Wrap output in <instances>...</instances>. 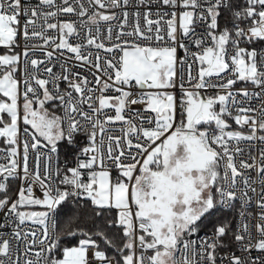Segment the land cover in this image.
<instances>
[{"label": "snow or ice", "instance_id": "1", "mask_svg": "<svg viewBox=\"0 0 264 264\" xmlns=\"http://www.w3.org/2000/svg\"><path fill=\"white\" fill-rule=\"evenodd\" d=\"M0 264H264V0H0Z\"/></svg>", "mask_w": 264, "mask_h": 264}]
</instances>
